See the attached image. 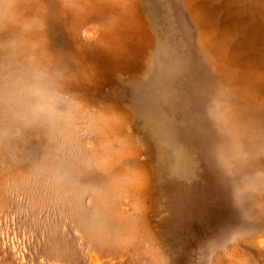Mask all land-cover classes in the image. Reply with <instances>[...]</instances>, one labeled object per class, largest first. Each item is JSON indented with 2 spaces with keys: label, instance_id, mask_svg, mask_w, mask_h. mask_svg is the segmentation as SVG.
Wrapping results in <instances>:
<instances>
[{
  "label": "rangeland",
  "instance_id": "obj_1",
  "mask_svg": "<svg viewBox=\"0 0 264 264\" xmlns=\"http://www.w3.org/2000/svg\"><path fill=\"white\" fill-rule=\"evenodd\" d=\"M0 264H264V0H0Z\"/></svg>",
  "mask_w": 264,
  "mask_h": 264
}]
</instances>
